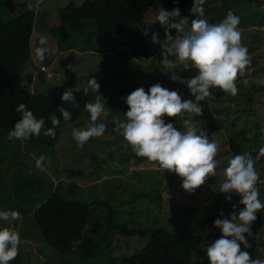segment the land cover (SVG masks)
<instances>
[{"label":"rangeland","instance_id":"1","mask_svg":"<svg viewBox=\"0 0 264 264\" xmlns=\"http://www.w3.org/2000/svg\"><path fill=\"white\" fill-rule=\"evenodd\" d=\"M1 1L7 16L35 12L30 54L19 68L23 86L53 96L82 88L90 101L52 147L29 145V130H0V264H109L138 253L146 236L109 228L106 208L117 227L197 233L194 264H264V218H257L264 214V0H186L154 14L175 30L172 38L153 57L126 65L123 47L111 50L106 34L88 35L90 18L79 31L58 27V8L82 0ZM207 32L222 41L215 60L188 42ZM218 77L227 85L212 100L204 83ZM166 112L175 128L149 141L145 122ZM210 115L217 129L208 127ZM32 168L60 198L91 204L89 221L101 226L90 235L100 245L89 256L52 249L15 208L14 183ZM70 168L81 174L68 175Z\"/></svg>","mask_w":264,"mask_h":264},{"label":"trees","instance_id":"2","mask_svg":"<svg viewBox=\"0 0 264 264\" xmlns=\"http://www.w3.org/2000/svg\"><path fill=\"white\" fill-rule=\"evenodd\" d=\"M185 1L82 0L78 4L69 3L58 8L56 14L58 27L77 31L81 29L82 20L90 18L94 29L88 35L106 34L111 50L123 47L121 61L126 65L132 58L153 57L163 42L172 38L175 30L160 26L154 21V14L179 8ZM3 6L0 0V130L20 129L27 131L26 133L29 130L30 134L34 133L32 141L24 135L29 145L36 142L52 147L59 131L74 122L87 106L90 95L87 90L80 88L53 96L42 91L30 92L23 86V76L19 68L30 54V36L35 12L25 9L14 16H7L2 10ZM178 34L175 33L176 36ZM188 42L190 47L202 51L209 60H215L222 49V41L213 32L202 36L189 34ZM259 71L264 74V63ZM226 85L227 81L218 77L207 80L204 88L211 99L216 100L223 96ZM263 87L264 83L259 89ZM214 112L219 114L218 110ZM175 121V116L169 112L154 115L145 122L144 136L151 142L162 140L173 131ZM218 122L212 115L207 119L208 127L213 129L219 127ZM230 148L235 157L239 156L240 149L237 144L230 141ZM151 155L143 154L137 159L142 160ZM35 170L32 168L29 174L15 181V208L20 213H28L36 230L52 249L58 252L81 251L89 256L100 245V239H92L90 235L99 231L101 226L99 221H89L91 204L60 198L49 190L51 185L48 186L38 175H33V172L37 173ZM67 173L81 174L80 170L71 168ZM74 186L71 185V188ZM26 201L30 207L22 209L20 205ZM106 213L111 226L109 228H117L124 237L146 236V242L138 253L128 257L121 255L112 259L109 264H194V257L201 253V238L197 233H188L180 227L169 231L156 226L148 232L117 227L111 219L112 211L106 208ZM257 218L263 219L264 214L257 215ZM244 221H251V217ZM104 239L106 235L101 241ZM11 245L9 247L13 248ZM217 259L220 260L219 255Z\"/></svg>","mask_w":264,"mask_h":264},{"label":"built area","instance_id":"3","mask_svg":"<svg viewBox=\"0 0 264 264\" xmlns=\"http://www.w3.org/2000/svg\"><path fill=\"white\" fill-rule=\"evenodd\" d=\"M12 246V245H11Z\"/></svg>","mask_w":264,"mask_h":264}]
</instances>
